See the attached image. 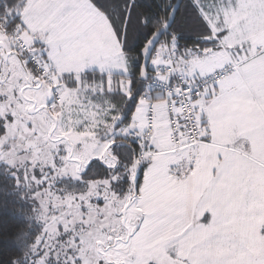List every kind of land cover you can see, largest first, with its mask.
I'll return each mask as SVG.
<instances>
[{
	"label": "snow or ice",
	"instance_id": "obj_1",
	"mask_svg": "<svg viewBox=\"0 0 264 264\" xmlns=\"http://www.w3.org/2000/svg\"><path fill=\"white\" fill-rule=\"evenodd\" d=\"M0 264H264V0H0Z\"/></svg>",
	"mask_w": 264,
	"mask_h": 264
}]
</instances>
